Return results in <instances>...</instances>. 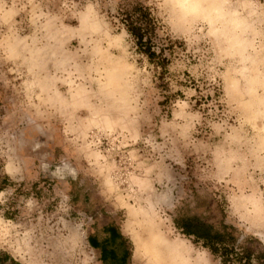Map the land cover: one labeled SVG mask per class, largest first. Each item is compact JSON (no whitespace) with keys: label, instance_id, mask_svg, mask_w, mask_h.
<instances>
[{"label":"clouds","instance_id":"1","mask_svg":"<svg viewBox=\"0 0 264 264\" xmlns=\"http://www.w3.org/2000/svg\"><path fill=\"white\" fill-rule=\"evenodd\" d=\"M106 226L127 264H264V0H0V253L103 264Z\"/></svg>","mask_w":264,"mask_h":264},{"label":"crops","instance_id":"2","mask_svg":"<svg viewBox=\"0 0 264 264\" xmlns=\"http://www.w3.org/2000/svg\"><path fill=\"white\" fill-rule=\"evenodd\" d=\"M103 231L108 233V238L101 240H97L96 237L91 238V243L93 247L98 248L100 250V246L104 243L109 244V248L105 249V258L103 264H127L128 261V251L126 247V242L122 238H118V231L112 226L104 227ZM122 245V246H121ZM111 249L115 256V260L113 258L108 257V250ZM101 251V250H100ZM122 260V261H121Z\"/></svg>","mask_w":264,"mask_h":264},{"label":"trees","instance_id":"3","mask_svg":"<svg viewBox=\"0 0 264 264\" xmlns=\"http://www.w3.org/2000/svg\"><path fill=\"white\" fill-rule=\"evenodd\" d=\"M147 54H148L150 59L153 58V54L151 53L150 50H148ZM179 211H181V213H183L184 210L180 209ZM217 211H218V213L222 211V208L219 205L217 207ZM183 226H184V228H185V230L187 232L194 233L198 238L199 237H203L209 244H212L216 240L222 239V237H220V236L212 235L209 226H207L200 219L192 218V219L185 220V221H183ZM118 238H121L120 235L118 236ZM90 244L92 245L91 239H90ZM109 247L110 246L107 243H104V244H102L100 246V250H101V253H102V260L103 261H104V258L107 256V255L105 256V249L109 248ZM108 251H109L108 252V257L111 258V259L113 258V260H115L114 252L111 249H109Z\"/></svg>","mask_w":264,"mask_h":264},{"label":"rangeland","instance_id":"4","mask_svg":"<svg viewBox=\"0 0 264 264\" xmlns=\"http://www.w3.org/2000/svg\"><path fill=\"white\" fill-rule=\"evenodd\" d=\"M37 153L32 156L33 163L35 164H46L48 163V155L45 152L43 148H37ZM5 171L13 172L15 169L12 166V163L9 162L8 167L5 169ZM120 207H123V203L121 202ZM0 248H2V245H0ZM3 251L7 252L9 255L11 254L10 249H3ZM9 255L0 253V264H8L9 262Z\"/></svg>","mask_w":264,"mask_h":264}]
</instances>
